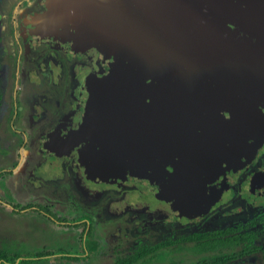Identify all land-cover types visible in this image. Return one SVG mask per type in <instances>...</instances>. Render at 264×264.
Here are the masks:
<instances>
[{"label": "water", "instance_id": "1", "mask_svg": "<svg viewBox=\"0 0 264 264\" xmlns=\"http://www.w3.org/2000/svg\"><path fill=\"white\" fill-rule=\"evenodd\" d=\"M46 6L37 34L101 63L81 73L79 116L44 139L47 164L74 158L97 194L138 186L134 205L169 220L208 211L264 148V0Z\"/></svg>", "mask_w": 264, "mask_h": 264}, {"label": "flooded vegetation", "instance_id": "2", "mask_svg": "<svg viewBox=\"0 0 264 264\" xmlns=\"http://www.w3.org/2000/svg\"><path fill=\"white\" fill-rule=\"evenodd\" d=\"M46 1L0 0V186L5 199L37 203L51 218L50 212L59 217L83 213L88 221L82 236L97 229L106 244L101 249L110 250L113 262L121 242L129 243L132 252L163 242L164 251L176 252L180 246L204 250L195 256L197 262L185 264H264V148L217 186L220 198L208 211L171 220L134 205L131 195L141 193L138 186H111L97 194L74 158L47 164L44 139L62 120L73 123L79 116L81 73L101 63L37 34L35 17L47 10ZM79 179L89 183L84 187L91 194L80 190ZM67 223L64 236L74 242L73 223ZM2 225L0 245H8L12 232Z\"/></svg>", "mask_w": 264, "mask_h": 264}, {"label": "rangeland", "instance_id": "3", "mask_svg": "<svg viewBox=\"0 0 264 264\" xmlns=\"http://www.w3.org/2000/svg\"><path fill=\"white\" fill-rule=\"evenodd\" d=\"M1 213H2L1 214L2 217L5 216L4 212ZM41 213L43 212H39L38 216L34 218L31 222H29L30 227L32 228L33 231L29 230L28 232L26 226L23 225L22 228L26 230L25 235L28 233L27 241L23 243H19V241H17L16 243L17 248H13L15 244L7 245V241H4L2 245H0V248L8 249L12 254H18V253L22 254V256L25 257H21V258H26L28 260L38 258V255L40 254L56 253V255H59L61 252L64 251L66 253L65 255H67L63 257L64 259H61V262L64 261V264H114L116 262L117 258L113 262L112 256H109L110 254L109 249L107 250L106 253L104 249H101L102 247H106V244L100 240V232L97 229H93L92 233H88V232H86V234L84 233V237L83 236L80 237L79 243H77L76 241L70 242L66 239L57 240L59 234H63L68 230L59 232L60 231L59 227L52 221L47 220L46 224L49 225V228L48 227L46 228H48V232L45 234V240L39 243L41 237L36 233L34 234L33 232L36 231L42 232L43 229L45 228L44 226L38 225L37 219L44 218L43 216L39 215ZM75 213L76 212H70L68 215L64 216V218L68 220L69 223L80 224L81 230L85 229L87 223H83V222L88 221V217L81 212H79L78 214ZM2 224L3 221L0 220V230H2L3 228ZM0 237H2L1 234ZM78 237L79 235L76 236V239ZM90 238L93 239L90 240ZM82 241L85 243L84 246H82L83 245ZM91 244L94 247H92ZM186 248L187 250H185L183 246H180L179 248L177 247L176 249H179V251L177 250L176 252L174 250L164 251L163 249H161L160 251H158L157 254H154L156 256H154L153 259L148 260L146 264H185V262H191V261L197 262L198 258L196 259V257H201L202 255H199V253L204 251L203 249L200 248H190V247H186ZM132 249L133 248L129 246L128 249L124 251L119 246V244H117L116 255L118 256L120 255L124 256L126 254L128 255V253L132 252ZM31 261L28 264H31ZM50 263H51L50 261H45L37 264H50Z\"/></svg>", "mask_w": 264, "mask_h": 264}, {"label": "crops", "instance_id": "4", "mask_svg": "<svg viewBox=\"0 0 264 264\" xmlns=\"http://www.w3.org/2000/svg\"><path fill=\"white\" fill-rule=\"evenodd\" d=\"M0 170H3V167H0ZM4 189L5 187L0 186V204H2L0 205V208L2 210L1 212H4L6 216L3 220V223H5V225L9 228V230H11L12 236H13V239L11 240L9 244L13 242L14 238L18 239L19 241H23V242L28 240L27 239L28 233L25 235L26 230L23 229L22 227L23 225H25L28 232L29 230H32L29 222H31L34 218H36L39 212H43V214H39V215L43 216L44 218L37 219L38 225L44 226L45 228L43 229L42 232L36 231L33 233L38 234L44 240H45V234L48 232V228H49V225L46 224L47 220H50L53 223H55L60 229L59 232H63L69 229L70 225L67 223L68 220H66L64 216L59 217L55 215L54 213L50 212L54 218L53 219L50 216H47L46 213H44V211H41L38 207H36L35 204L37 203L29 202L27 200L25 201H16L15 199L14 201L6 200L5 196L3 195V193L5 192ZM7 216H10V218H8ZM11 216H13L14 219L11 218ZM13 221H16L14 222V227H12ZM17 221L20 222V224ZM73 226H74V232H75L73 233V237L76 239V236L79 235V237L76 240L73 238V241L75 240L77 243H79L80 237L82 236V230L80 229L79 224H73ZM64 239H68L67 236H64V233L59 234L57 237V240H64ZM82 243H83L82 246H84L85 243L83 241ZM13 248H17L16 244L13 246ZM65 254L66 253L63 251L59 255H56V253H48V254H43V255L46 261L51 262L50 264H64V261L61 262V259H64L63 257L67 256ZM68 255H71V254H68ZM0 261L4 262L2 259Z\"/></svg>", "mask_w": 264, "mask_h": 264}, {"label": "trees", "instance_id": "5", "mask_svg": "<svg viewBox=\"0 0 264 264\" xmlns=\"http://www.w3.org/2000/svg\"><path fill=\"white\" fill-rule=\"evenodd\" d=\"M203 242L205 240H202ZM168 243H174V241H167ZM93 244V243H92ZM91 244V246H92ZM164 243L163 242H159L157 244L152 245L151 247L153 248H145V249H140L131 253H128V255H117V259L116 262L114 264H142L147 260H151L153 259L154 254H157L158 251L161 250V248L163 247ZM119 246L126 251L129 247V243H125V242H121L119 243ZM144 246H148V245H144ZM94 247V246H92ZM160 249H158V248ZM21 257H25V256H21V254H12L8 249H3L0 248V260L2 259L4 262L0 261V264H28L31 260V264H37V263H42L45 262L46 259L44 257L43 254L38 255V258L36 259H31L28 260L26 258H21ZM210 257V256H208ZM213 257H219V256H213Z\"/></svg>", "mask_w": 264, "mask_h": 264}]
</instances>
